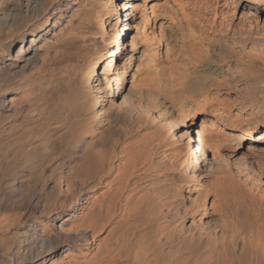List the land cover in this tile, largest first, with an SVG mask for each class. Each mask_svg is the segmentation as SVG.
I'll return each mask as SVG.
<instances>
[{
	"label": "bare ground",
	"instance_id": "obj_1",
	"mask_svg": "<svg viewBox=\"0 0 264 264\" xmlns=\"http://www.w3.org/2000/svg\"><path fill=\"white\" fill-rule=\"evenodd\" d=\"M138 1L0 0V264H264V28Z\"/></svg>",
	"mask_w": 264,
	"mask_h": 264
},
{
	"label": "rangeland",
	"instance_id": "obj_2",
	"mask_svg": "<svg viewBox=\"0 0 264 264\" xmlns=\"http://www.w3.org/2000/svg\"><path fill=\"white\" fill-rule=\"evenodd\" d=\"M206 1H209V0H204V4L203 5H205ZM218 1H219V4L217 5L218 10L220 8H223V7L225 9L226 7L224 5H222L223 0H218ZM138 2H139V4H142L143 0H139ZM147 2L149 3L147 8H149L150 5L156 4V5H158V6H156V8L157 7L158 8L162 7L161 9L169 8V10L171 9V11H172L175 8L178 0H149ZM211 3H213V0H211V2H210V7L213 8L212 5H214V3L213 4H211ZM210 7H209V9H205L204 6H200V5L197 6V11H199L198 12L199 14L196 13L197 14L196 17L199 18V20H201V21L206 20L207 24H209V22H212V20H211L212 19V13H211L212 9ZM141 8L140 9H136L134 11V15L132 16V19H131V25H133V28H131L128 31L127 35L130 32L132 34L135 33L134 25H136L138 23L139 19H140V16H141V13H142V9H143V8L142 9ZM250 10H251V8H250L249 3H248L247 0H238V4L236 5L235 10L230 12V15H229V16H231L230 17V21H231L232 25L239 26L240 24L241 25L244 24L243 26H245L248 22L253 21V19H254L253 17H255L257 19L256 21H257V24H258V29L260 28V26L261 27L263 26L262 27V29H263L264 28V15H259L257 17L253 16V14H251L249 12ZM218 15L216 16V18H218ZM150 17H152V15H150ZM152 21H153V18L150 19L149 23L145 27V31L146 30L150 31L151 29H154L155 31L158 32L157 25L154 24V22L152 23ZM148 31H146V32H148ZM127 40H128V37L125 36V41L123 43V48L121 49V52L123 54L124 59H126L127 56L132 53L130 44L126 43ZM98 41H99V43L101 42L100 38H98ZM136 43H137V49L134 51V54H138L139 55L138 49L143 46V42H140V40L136 39ZM130 78H131V73L128 71L127 72V78H126V81L124 83V84H126V90L130 88ZM230 95H228L226 93V89H222L221 92H219L216 95V97H214V100H212V105L209 106V108L207 110L209 112V110H211L213 108L212 109L213 111L211 110V115L208 114V113L204 114L203 116L200 117V122L203 123L205 126H210L212 121H213L214 122V123H212L213 124V129L216 130V129L219 128L223 133H225L227 135L226 137H228V142L230 144V147L232 148L231 150H232L233 154H235V156H237V155L239 156L240 154L245 152V149H246V147L248 145L254 143V139L249 138V136L247 134H245V133L238 132V131H235V130H232L230 128H226V127L222 126L220 124V120H216L215 118L212 117V115L215 113V111H216V114H220L222 112L225 114V113L228 112V110L226 111V109L230 108L229 111L232 112V104L231 103L234 102L233 98L235 96L232 95V94H230ZM231 99H232V101H231ZM119 102H120V99L117 100V104ZM164 102H166V100H164ZM260 133H263V132H260ZM253 136H254V138L256 137V135H253ZM208 158H209L210 163H211V169L205 171L206 174H208V175L211 174V173H214L215 175H217L219 172L221 173L222 171H224L226 169L228 170L230 168H231V170H233L230 165H229L230 167L227 166V168H226L225 166H222L221 162L212 160L210 153L208 155ZM203 169L205 170L204 167H203ZM214 174H213V176H215ZM67 261L68 260L66 258V260L65 259L63 260V263L66 264Z\"/></svg>",
	"mask_w": 264,
	"mask_h": 264
}]
</instances>
